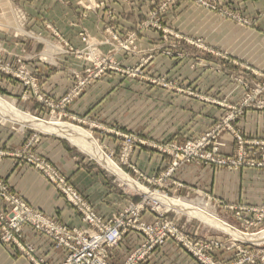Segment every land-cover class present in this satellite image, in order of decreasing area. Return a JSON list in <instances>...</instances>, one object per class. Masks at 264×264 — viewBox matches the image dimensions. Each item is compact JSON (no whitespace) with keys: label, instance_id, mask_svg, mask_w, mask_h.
Segmentation results:
<instances>
[{"label":"rangeland","instance_id":"rangeland-1","mask_svg":"<svg viewBox=\"0 0 264 264\" xmlns=\"http://www.w3.org/2000/svg\"><path fill=\"white\" fill-rule=\"evenodd\" d=\"M65 28H75V35L66 33ZM33 48L35 51L31 52ZM262 61L264 0H0V96L13 100L19 109L35 117L58 118L86 130L123 171L151 191L196 204L203 202L216 216L243 234L234 236L190 215L187 210L157 207L140 193L124 188L115 175L85 153L115 179L121 190L139 198L104 218L56 166L32 150L43 131L2 117L0 128L7 134L20 131L32 134L21 147L0 150V157L11 156L17 165L26 164L38 170L75 208L86 227L69 226L34 208L11 192L2 178L0 192L5 195L0 194V216L8 219L16 203H23L55 226L86 231V236L94 229L78 206L69 201L60 178H51L40 167L39 162L44 161L104 222L124 214L120 239L112 246L103 244L106 264L129 231L139 233L141 240L121 264H143L154 249L167 240L180 245L198 264H264V201L258 204L226 202L202 187L173 178L176 168L188 163L209 164L237 173L247 168L264 169V138L247 136L235 125L245 109L264 108V71L258 68ZM41 64H64L72 69L74 84L56 102L40 85L38 67ZM104 75L131 86L140 110L144 107L154 110L156 107L147 105L149 100L167 99L166 94H171L215 106V120L198 136L178 144L170 139L153 140L114 124L96 123L87 115H69L66 104ZM13 86L21 87L20 93ZM29 102L48 108V115L44 117L28 110L25 103ZM94 128L119 140L118 154L92 132ZM223 135L232 139L230 153L222 151L227 145ZM205 140L204 146H198ZM143 146L169 156L168 166L154 176H147L135 167L130 157L135 149ZM189 146L196 149V154H184L183 150ZM133 207L135 213L129 211ZM145 211L154 212L155 218L142 219ZM6 222L9 223V219ZM25 225L48 236L54 247L64 248L66 255L61 262L64 264L70 251L64 239L60 240L64 233L57 234L45 225L37 228L24 222L18 233L11 232L9 237L0 233V243L14 246L31 264H49L44 257L37 256L34 245L24 239ZM144 226L150 227V234L143 230ZM150 238L163 241L148 249ZM189 243L200 249V257L189 249L192 248ZM222 252H226V257H220ZM93 256L100 255L92 252L91 258Z\"/></svg>","mask_w":264,"mask_h":264},{"label":"crops","instance_id":"crops-1","mask_svg":"<svg viewBox=\"0 0 264 264\" xmlns=\"http://www.w3.org/2000/svg\"><path fill=\"white\" fill-rule=\"evenodd\" d=\"M65 30L71 36L76 33L75 28H65ZM34 49H31V52H34ZM258 66L264 71V61ZM38 72L42 89L55 102L74 84L72 69L64 64L50 66L41 64ZM13 88L20 93L21 87L13 86ZM166 95L167 99L162 98L152 102L149 100L150 103L147 105L156 107L154 110L144 107L141 111L137 107L139 104L131 86L115 82L111 76L104 75L87 85L78 96L66 104V112L79 117L87 115L96 123L114 124L125 131L140 132L153 140L170 139L178 144L198 136L200 132L213 124L217 113L215 106L193 98ZM230 100L235 101L233 98ZM25 105L34 114L44 117L48 115L49 109L40 103L29 102ZM235 125L247 136L264 138V108L245 109ZM71 126L80 129L74 124ZM72 131L75 132V130ZM92 132L102 138L103 142L115 149L118 154V139L102 134L95 128ZM31 134V131L7 134L0 128V150L8 151L21 147ZM223 138L227 145L222 148V151L232 152L231 137L223 135ZM99 146L101 148L100 144ZM32 150L56 166L91 203L94 210L104 218L120 211L130 202L139 200L138 197L130 196L121 190L115 183V179L99 168L87 156L88 153L85 154L86 152L77 144L56 132H41ZM130 161L147 176H154L168 166L169 156L143 146L134 150ZM0 178L5 181L11 192L24 198L34 208L69 226L86 227L75 208L32 166L17 165L13 157L2 156L0 157ZM173 178L183 180L194 187H202L226 202L258 204L264 201V169L262 168H247L237 173L209 164L188 163L178 166L173 173ZM141 218L152 221L155 213L145 211ZM22 231L24 239L34 245L37 256L44 257L49 264H61L66 255L64 248L54 247L48 236L29 225L23 226ZM140 240L139 233L127 232L119 246L111 252L109 264H121ZM226 255V252L220 253V257H226ZM0 264L31 263L20 255L14 246L0 243ZM143 264H198V262L176 242L167 240L157 246L151 257Z\"/></svg>","mask_w":264,"mask_h":264},{"label":"built area","instance_id":"built-area-1","mask_svg":"<svg viewBox=\"0 0 264 264\" xmlns=\"http://www.w3.org/2000/svg\"><path fill=\"white\" fill-rule=\"evenodd\" d=\"M207 143V140L202 144H198L204 146ZM128 152V150H126ZM184 154L190 156L191 154H196V149L186 147L184 150ZM40 167L44 168L47 174L50 175L51 178L55 180L60 178V182L62 183V189L65 191L69 201L75 203L78 206L80 211L84 214L85 220H87L92 226L93 230L89 232L88 236L85 235L86 231L78 230V229H65L60 226H55L52 222L47 219H43L39 214L34 213L28 208L25 204L16 203V208H14V212L8 216L9 223L6 221L4 216H0V228L2 236L9 237L10 233L13 232L18 233L20 231V227L24 222H30L34 224L37 228L49 227L51 230H54L57 234L64 233V236L60 238L64 244L70 248L69 254L64 262V264H106L105 261V249L103 248V244L106 245H114L121 236V228L124 227V214H119L114 216L113 219L108 222H104L99 216H97L91 207L80 197V195L73 190L68 184L65 183L63 178L59 177V174L52 170L47 163L44 161H40ZM2 195L3 193L0 192ZM5 195V194H3ZM13 197V196H11ZM8 199L9 197L6 196ZM132 213H135L134 207L129 209ZM6 222V224H4ZM143 230L150 234V227L144 226ZM91 233V234H90ZM58 237V235H55ZM61 241V242H62ZM163 240L159 238L158 240H154V238H150L148 243V249H151L154 245L161 243ZM191 251L194 254L199 255L200 257V249L196 246L192 245ZM188 246V245H187ZM92 252L100 255L99 257L91 258ZM90 253V254H89ZM207 258H205L206 260ZM204 260V262H205ZM134 262V261H133ZM131 263V262H129Z\"/></svg>","mask_w":264,"mask_h":264},{"label":"bare ground","instance_id":"bare-ground-1","mask_svg":"<svg viewBox=\"0 0 264 264\" xmlns=\"http://www.w3.org/2000/svg\"><path fill=\"white\" fill-rule=\"evenodd\" d=\"M0 117L3 119L12 120L20 126H28L40 131L56 132L91 155L100 165L106 168L109 172L115 175L124 188L137 193H140L146 199L153 201L157 207H173L182 211H188L190 215L198 216L204 222L217 226L234 236H241L236 228L229 226L221 220L216 214L209 209L205 203H193L178 197H168L166 194H161L156 191H151L146 186L129 176L123 171L114 160H112L98 145L96 140L82 129L74 128L69 123L62 122L58 118L42 119L19 109L15 102L0 96ZM72 130H75L73 132ZM209 204V203H208Z\"/></svg>","mask_w":264,"mask_h":264}]
</instances>
